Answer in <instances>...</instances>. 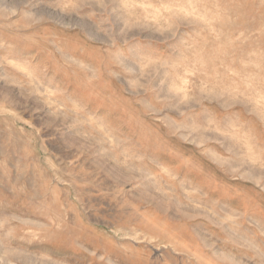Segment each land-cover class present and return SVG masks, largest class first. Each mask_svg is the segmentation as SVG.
Here are the masks:
<instances>
[{
    "label": "rangeland",
    "instance_id": "obj_1",
    "mask_svg": "<svg viewBox=\"0 0 264 264\" xmlns=\"http://www.w3.org/2000/svg\"><path fill=\"white\" fill-rule=\"evenodd\" d=\"M0 264H264V0H0Z\"/></svg>",
    "mask_w": 264,
    "mask_h": 264
}]
</instances>
